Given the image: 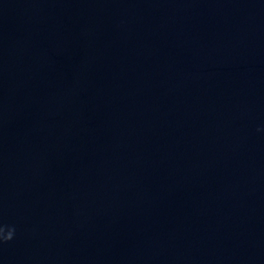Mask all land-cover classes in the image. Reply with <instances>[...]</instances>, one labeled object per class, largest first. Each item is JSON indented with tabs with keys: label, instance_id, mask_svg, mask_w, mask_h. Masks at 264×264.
Returning <instances> with one entry per match:
<instances>
[{
	"label": "water",
	"instance_id": "1",
	"mask_svg": "<svg viewBox=\"0 0 264 264\" xmlns=\"http://www.w3.org/2000/svg\"><path fill=\"white\" fill-rule=\"evenodd\" d=\"M0 264H264V0H0Z\"/></svg>",
	"mask_w": 264,
	"mask_h": 264
}]
</instances>
